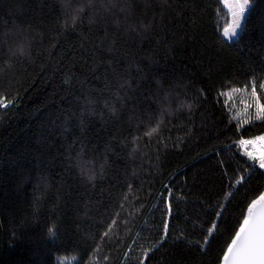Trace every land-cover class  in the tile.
<instances>
[{"label":"trees","instance_id":"obj_1","mask_svg":"<svg viewBox=\"0 0 264 264\" xmlns=\"http://www.w3.org/2000/svg\"><path fill=\"white\" fill-rule=\"evenodd\" d=\"M222 8L218 0H0V95L11 101L0 108V264H139L165 218L168 237L145 264H220L264 191V170L246 173L252 162L235 144L264 134V122L238 132L243 94L231 92L250 90L253 77L264 82V0L231 47L217 24ZM81 147L94 181L76 166ZM221 204L208 249L189 245L203 241Z\"/></svg>","mask_w":264,"mask_h":264},{"label":"snow or ice","instance_id":"obj_2","mask_svg":"<svg viewBox=\"0 0 264 264\" xmlns=\"http://www.w3.org/2000/svg\"><path fill=\"white\" fill-rule=\"evenodd\" d=\"M65 2H72V0H65ZM88 2L90 5L94 6L96 0H88ZM109 2L111 3L112 0H109ZM132 2H134V0H132ZM218 3L223 5V8L218 9V11L223 13L226 10L222 25L220 18L217 20L218 28L222 26L220 35L222 40L231 47L239 41L241 34L246 31L248 14L255 10V6L259 3V0H218ZM83 11V8L76 10V13L72 17L73 25L81 19L80 13ZM137 71L139 72L140 69L138 68ZM231 92L243 94L240 102L244 105V118L242 123L237 126L238 132L244 125H253L257 121L264 122V96L259 94V92H264V82L258 81L253 77L250 81V90L248 85H246L244 88L234 87L231 89ZM225 95H228V93H225ZM244 96L250 97V100L245 101L243 98ZM125 99L127 98L125 97ZM10 103L11 101L5 103L3 96L0 95V108L7 107V104ZM108 106L112 108V112L115 114L116 107L111 104H108ZM188 107L191 108V105L189 104ZM237 115H239V113H237ZM161 122H158L156 127H152L146 135L151 136L157 133ZM81 128H84L83 120L81 121ZM235 144H238L242 149V155L246 156L248 161L252 162L245 169L246 173L251 172L257 166L259 169L264 170V134L253 136L248 139L241 138L236 141ZM235 144L229 145V147L231 148L235 146ZM76 155V166L80 169L81 176H86L89 182L94 181L95 174L90 167L91 161L83 158L86 155V149L81 147V149L76 150ZM246 179L247 176L241 174L239 178L231 184V187L238 188ZM131 188L132 186L129 185V193L131 192ZM169 193L171 195V189H169ZM179 198L182 199V197ZM124 199H127V194ZM121 207H123V204H121ZM218 207L220 210L215 213L216 219L213 220L211 226L207 228V235L204 236L203 241H188L189 245L193 243L199 244L201 252L208 249L222 222L226 204L218 205ZM167 208V216L170 217L173 214L171 204H167ZM115 224L116 220L113 219L112 223L108 225V229L102 234L101 239L109 236ZM54 228L55 226L48 229L50 237L55 235ZM168 233L169 219L165 218L163 221V234L152 247L143 249L139 264H145V260L148 258L149 254L167 239ZM177 239H184V234L181 233ZM127 255L128 253L126 252L125 256L127 257ZM105 259H107V257H105ZM220 264H264V191H261L250 203H248L247 209L243 213L238 227L234 229V234L231 236L230 242L223 251Z\"/></svg>","mask_w":264,"mask_h":264},{"label":"rangeland","instance_id":"obj_3","mask_svg":"<svg viewBox=\"0 0 264 264\" xmlns=\"http://www.w3.org/2000/svg\"><path fill=\"white\" fill-rule=\"evenodd\" d=\"M223 6V5H222ZM226 11V10H225ZM242 150V149H241ZM258 167V166H257Z\"/></svg>","mask_w":264,"mask_h":264}]
</instances>
